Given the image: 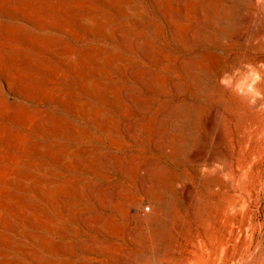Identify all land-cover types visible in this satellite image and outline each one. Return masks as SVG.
I'll list each match as a JSON object with an SVG mask.
<instances>
[{"label": "rangeland", "instance_id": "1", "mask_svg": "<svg viewBox=\"0 0 264 264\" xmlns=\"http://www.w3.org/2000/svg\"><path fill=\"white\" fill-rule=\"evenodd\" d=\"M0 264H264V5L0 0Z\"/></svg>", "mask_w": 264, "mask_h": 264}, {"label": "clouds", "instance_id": "2", "mask_svg": "<svg viewBox=\"0 0 264 264\" xmlns=\"http://www.w3.org/2000/svg\"><path fill=\"white\" fill-rule=\"evenodd\" d=\"M257 4L264 5V0H257ZM238 75H239V70H237L233 74H229L225 72L221 76L220 82L226 89L236 91L237 93L243 95L247 87V82L243 76H241L240 79H236V76ZM202 171H208V168L205 167L204 169H202Z\"/></svg>", "mask_w": 264, "mask_h": 264}, {"label": "built area", "instance_id": "3", "mask_svg": "<svg viewBox=\"0 0 264 264\" xmlns=\"http://www.w3.org/2000/svg\"><path fill=\"white\" fill-rule=\"evenodd\" d=\"M145 208H146V210H148V211L150 210V207H149V206H147V207H145Z\"/></svg>", "mask_w": 264, "mask_h": 264}]
</instances>
